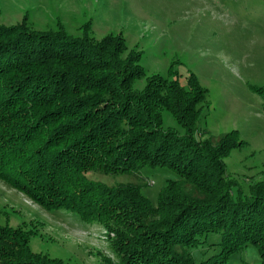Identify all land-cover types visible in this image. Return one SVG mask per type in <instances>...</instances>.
Listing matches in <instances>:
<instances>
[{
	"label": "trees",
	"instance_id": "trees-1",
	"mask_svg": "<svg viewBox=\"0 0 264 264\" xmlns=\"http://www.w3.org/2000/svg\"><path fill=\"white\" fill-rule=\"evenodd\" d=\"M121 34L95 39L0 25V180L47 209L76 211L113 230V264H229L248 244L264 264V180L243 193L227 179L223 157L236 132L198 138L207 89L145 75L141 53ZM168 111L183 129L164 128ZM177 172L152 205L142 170ZM135 176L109 185L88 177ZM235 188V194L232 190ZM218 235V251L193 249ZM30 233L0 224V264H63L31 251ZM105 264H112L105 259Z\"/></svg>",
	"mask_w": 264,
	"mask_h": 264
},
{
	"label": "rangeland",
	"instance_id": "rangeland-1",
	"mask_svg": "<svg viewBox=\"0 0 264 264\" xmlns=\"http://www.w3.org/2000/svg\"><path fill=\"white\" fill-rule=\"evenodd\" d=\"M26 21L30 29L70 37L85 32L95 39L121 34L126 52L141 53L145 75L134 81L142 89L148 76L159 74L186 86L191 73L207 89L198 122V138L216 139L235 131L239 146L223 157L227 179L243 193L264 180V0H0V25ZM163 127L182 134L172 115L163 111ZM142 193L156 205L173 169L142 170ZM88 177L109 185L138 182L135 176ZM235 188L232 193L235 194ZM0 224L30 233L31 251L63 264L117 263L113 230L66 209L47 210L0 180ZM218 235L192 252L197 261L218 251ZM229 264L261 261L248 244L229 256Z\"/></svg>",
	"mask_w": 264,
	"mask_h": 264
}]
</instances>
